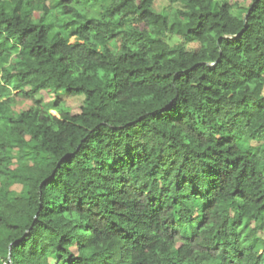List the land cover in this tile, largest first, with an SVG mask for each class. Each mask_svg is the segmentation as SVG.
I'll use <instances>...</instances> for the list:
<instances>
[{
  "label": "trees",
  "instance_id": "obj_1",
  "mask_svg": "<svg viewBox=\"0 0 264 264\" xmlns=\"http://www.w3.org/2000/svg\"><path fill=\"white\" fill-rule=\"evenodd\" d=\"M153 1L0 0V264H264V0Z\"/></svg>",
  "mask_w": 264,
  "mask_h": 264
},
{
  "label": "rangeland",
  "instance_id": "obj_2",
  "mask_svg": "<svg viewBox=\"0 0 264 264\" xmlns=\"http://www.w3.org/2000/svg\"><path fill=\"white\" fill-rule=\"evenodd\" d=\"M237 1L239 3V5H247V3L249 2V0H246L244 3L243 1L240 3L239 0H231V2H235ZM236 4V3H234ZM171 4L168 0H154L153 1V5H152V10L155 13H162L165 15H168L171 11ZM128 21H126L127 23ZM70 41H74L73 38H71ZM121 43L120 38H118L115 41V46L119 47ZM13 98H14V104L12 106V111L14 113L26 109L27 107H29L32 104V101L30 99L27 98H23L19 95H17L16 93H13ZM35 99L39 100L40 103L45 106L47 109L50 110L51 113L58 115V109L59 107H66L71 114H76L78 112H80L81 107L84 105L83 102V97L82 96H65V94L60 91V90H56V89H45V90H41L39 91L36 95H35ZM250 145L254 146L255 148H264V141L263 142H256V141H250ZM13 190L15 192H19L20 190H22L21 186L16 184L13 186ZM180 242V240H177L176 245H178Z\"/></svg>",
  "mask_w": 264,
  "mask_h": 264
},
{
  "label": "water",
  "instance_id": "obj_3",
  "mask_svg": "<svg viewBox=\"0 0 264 264\" xmlns=\"http://www.w3.org/2000/svg\"><path fill=\"white\" fill-rule=\"evenodd\" d=\"M246 15H247V13L245 14V16H244V18H243V22L245 23V21H246ZM213 64V63H212Z\"/></svg>",
  "mask_w": 264,
  "mask_h": 264
}]
</instances>
